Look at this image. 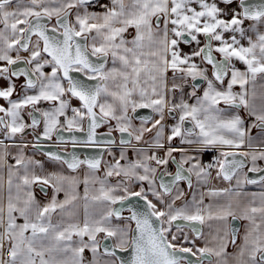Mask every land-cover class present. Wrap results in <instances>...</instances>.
<instances>
[{
    "label": "snow or ice",
    "instance_id": "snow-or-ice-1",
    "mask_svg": "<svg viewBox=\"0 0 264 264\" xmlns=\"http://www.w3.org/2000/svg\"><path fill=\"white\" fill-rule=\"evenodd\" d=\"M94 5H99L102 11H90L89 7ZM72 16L74 20H70ZM246 20L264 24V3L0 0V81L6 82V86L0 87V98L8 105H0L3 137L0 167L6 165L8 169L6 213L0 203V264H84L85 249L93 254L90 264H181V261L192 264L187 256H178V252L192 256L198 252L201 258L215 256L216 264H264V192L251 193L253 200L239 209L240 215L231 202L214 211L212 205L201 207L203 194L199 200L193 195L191 203L176 206L185 196L180 182H186L189 189L193 187L192 176L197 182L207 183L213 168L217 169V178L229 182L235 178L238 187L245 183L264 185V175L249 179L244 173L241 178L244 159H237L239 156L251 161L249 172H264L257 164L264 160V94L259 106L254 102L256 78L258 75L264 78V31L256 29L254 23L250 26L253 34L249 35L244 27ZM129 27H134L136 34L126 40L124 33ZM200 35L204 37L202 46ZM244 40L247 46L242 43ZM181 44L196 47L191 53H184ZM214 52L221 58L217 59ZM109 58L113 64L110 68ZM197 58L200 63L196 62ZM233 60L242 62L245 70L236 68ZM204 63L211 65L212 78L208 69L201 66ZM46 66L51 68L50 72L44 71ZM21 77L24 83L19 87L23 94L12 99L16 81ZM226 77L230 78L225 86ZM198 80L206 83L202 95H197L201 90ZM250 81L251 94L246 87ZM235 85H239V92L233 91ZM73 98L80 101L79 107L72 105ZM41 102H48L50 107H39ZM221 103L224 108L220 107ZM139 108L151 109L159 118L138 116L140 127H134L129 112L135 114ZM233 108H243L254 117L252 123L246 126L239 111L226 115ZM25 109H30L26 113L30 123L24 119ZM166 115L176 123L165 136ZM85 121L86 139L75 135L69 139L74 147L108 145L107 151L114 162L106 163L103 179L97 175L102 158L81 160L72 155L69 159L59 150L42 155L73 171L86 164L90 175L86 174L83 180L84 199L89 200L88 185L98 183L100 187L90 200L102 207L98 212L88 213L86 204L82 225L79 222L53 225L52 213L77 199L75 186L79 181L60 172H45L44 163L34 155H26V150L40 149L42 140H52L54 134L58 144H66L68 141L62 133L74 129L83 132ZM109 121H115V126H109L108 132L101 134L108 139H98L96 129ZM149 122L150 128L146 127ZM186 122L192 126L185 127ZM253 128L260 130L259 142L251 135ZM154 129L153 139L144 142L147 146H139L145 133ZM28 130L34 141L23 139ZM114 131L121 134L118 144L112 136ZM18 135L20 143L16 142ZM176 138L179 145L173 146ZM112 145L120 149L119 158L113 155ZM244 147L251 151L233 150ZM209 149L220 150L219 155L204 164L200 155ZM129 150L134 153V159H129ZM161 151L163 156L157 154ZM9 156L14 164L8 163ZM170 163L175 164L174 174L167 171ZM160 166L164 171L157 175ZM109 178H115V182L111 183ZM135 185L139 186L138 190H133ZM33 186L45 194L49 186L53 190L50 201L42 207ZM228 191L210 190L208 195ZM60 192L65 194L63 201L57 200ZM149 194L156 203L149 199ZM257 195L259 206H253ZM132 198H136L135 207ZM126 202L128 216L122 214ZM14 213L24 222L16 223ZM229 217L249 221L239 244V228L228 222ZM114 219L117 223H113ZM206 220L223 224L212 235V246L206 243L196 252L177 246L175 241L180 238L188 241L185 227L199 236V225ZM29 231L31 234L26 235ZM101 233L103 240L110 243L101 244L97 239ZM74 235L77 241H73ZM6 243L7 258L4 257ZM229 244L236 248L234 254L227 252ZM126 252L130 253L127 258L118 254ZM98 256L108 259L101 260Z\"/></svg>",
    "mask_w": 264,
    "mask_h": 264
},
{
    "label": "crops",
    "instance_id": "crops-1",
    "mask_svg": "<svg viewBox=\"0 0 264 264\" xmlns=\"http://www.w3.org/2000/svg\"><path fill=\"white\" fill-rule=\"evenodd\" d=\"M101 3H105L108 4L110 3V0H100ZM194 7H196L197 5H193ZM221 7H223V5H221ZM233 8L236 7V3H233L232 5ZM90 11H102V9L99 7V5H94V6H90L89 7ZM228 18V17H225ZM70 20H74V16L70 17ZM255 23V27L256 29H258L259 31H264V24H260L257 22H253L251 20H246L244 27L246 29H248V33L249 35L253 34V29L250 27L251 25H253ZM0 27H2V25H0ZM136 32H135V28L134 27H129L127 32L124 33V38L126 40H131L134 36H135ZM201 40V46L204 42V37L202 35H200L198 37ZM255 38V37H253ZM33 41L36 40V37L32 38ZM242 43L245 44V46H247V41L244 40L242 41ZM130 46V45H129ZM181 50L184 53H191L192 49L196 47L195 44L192 45H184L181 44L180 45ZM145 51H147V48L145 49ZM219 54V53H217ZM12 55L14 56L15 53H12ZM23 55H27V53H23ZM220 55V54H219ZM197 63H200L199 58L196 59ZM233 64L235 65L236 68L240 69V70H245V65L237 60H233ZM117 67H119V64L116 65ZM202 67H206L208 69V75L210 78H212V72H211V65H207L206 63L201 64ZM107 67H113V64L111 62V58H109ZM45 72H50L51 68L50 67H45L44 69ZM169 76H171V73L169 72ZM230 77H226L225 78V86L227 84V80ZM17 83V89L16 92L13 94L12 99H17L18 95H22V90L19 87L20 84L24 83V78L21 77L18 81H16ZM6 86V82L0 81V87H4ZM206 87V83H202L201 84V90L197 92V95H202V91L203 88ZM248 89V92L251 94V92L253 91V84L250 81L249 84L246 86ZM188 91H190V89H187ZM241 89L239 87V85H235L233 87V91L235 92H239ZM255 92H256V96L254 98V102L257 106H259V104L261 103V95L264 94V78H261V76H257L256 81H255ZM31 94V93H29ZM193 100H189V103H193ZM0 105H3L5 107H7V102L3 99L0 98ZM72 105L74 107H79L80 106V101L78 99L73 98L72 100ZM39 107L41 108H49L50 104L48 102H41L39 104ZM221 108H224L225 106L223 105V103L220 104ZM30 109H25L24 110V119L25 121L29 122L28 117L26 115L27 111H29ZM236 111H239V114L245 119V125H249L252 123V121L254 120V117H250L248 115V113L243 109H231L229 112L226 113V115H231L232 113H235ZM69 115H71V112H69ZM130 116H133V113L129 112ZM152 116L154 117V119H158L159 117L156 116L154 113H152ZM61 120H63V118H61ZM133 126L134 127H140V121L138 118L133 116V120H132ZM176 120L172 119L171 117H168L166 115L165 120L163 121V124L165 125L164 128V133L165 136L170 134V127L171 125L175 124ZM84 126V125H83ZM109 126L114 127L115 126V121H109V123L106 125V127ZM42 127V125H41ZM146 127H151V122H149ZM116 136L117 135V131H114ZM260 130L257 128H253L251 131V135L253 137L257 138V142H259V134ZM155 136V129L152 132H147L144 135V140L140 143L139 146H147L144 142L145 141H151L153 139V137ZM3 137L0 136V139H2ZM23 139L27 140V141H34L33 137L31 136L30 133L25 132ZM16 142L20 143L21 142V137L18 135L16 138ZM117 142V141H116ZM6 143H11L10 141H6ZM119 142H117L118 144ZM133 143H136L133 140ZM173 146L179 145V138H176L173 140ZM108 145L105 147V149L102 152V162H101V167L100 170L97 172V175L101 177V179L104 178V171H105V166L106 163H113V156L109 155L108 151H107ZM112 153L113 155H115L116 158H119V151L120 149L116 146V145H112ZM215 150L216 153H219L220 150L218 149H209L207 151H205L202 155H200V159L202 161V158L204 156L207 155V153L211 152ZM239 150H243V151H251L250 149L244 147L241 148ZM43 151H41L40 149H35L33 150L31 147H29L26 150V155L32 156L34 155L36 159H40L43 163H44V171L45 172H60L63 173L64 175H68V176H74L77 178V180L79 181V183L75 186V191L77 194V199L74 200L71 204L66 205L65 208L63 210L61 209H57L54 213H52L51 216V223L53 225H61L63 224L64 226H66L68 223H77L79 222L81 225L83 224L84 218H85V214H86V209H85V205L87 204V211L88 213H94V212H98L101 210L100 205L92 202L90 200V197L93 194H96V191L99 189L100 185L97 184H89L88 188H89V200L86 201L84 199V192H85V185L83 183L84 177L85 175H90V170L87 167L86 164H82L79 166V168H77L76 170H70L67 168L66 165H62L59 164L55 161H51L48 160L44 155H42ZM149 155H151V151L148 153ZM158 154V153H157ZM16 155V150L13 149L12 150V156ZM129 159H134L135 155L134 153L129 150L127 153ZM164 155V153H163ZM162 155V156H163ZM177 155V159L179 158L178 154ZM12 156L8 157V163L9 164H14L15 161L14 159H12ZM121 163H124V161H121ZM257 164L259 167L264 168V160H259L257 161ZM155 166V165H153ZM251 161L249 159H247V162L245 164V167L240 171V176L241 178H243V174L246 173L248 169L251 167ZM163 166H160V169ZM171 164L168 165L167 170H170ZM159 169V171H160ZM37 171L39 172V169H37ZM158 171V173H159ZM216 170L211 171V176L209 177L207 183H203V182H197L196 177L192 176V181H193V187L191 189L188 188L187 183L186 182H180L179 187L182 188L185 192V196L182 198V200H179L176 202V206L179 207L182 204L188 202L191 203L193 195H195L196 199L199 200L201 197V194H203V205L201 207H205L207 205H212V210L214 211L218 206H222V205H227L229 202H231L233 204V208L234 210H236L237 215H240V208H243L244 206L248 205L252 200L253 197L250 195L251 193H257L259 194L260 192H264V185L262 184H243L242 186H237L236 185V180L235 178L229 182V181H225L222 178H217L216 176ZM157 173V175H158ZM0 177H2L3 179V188L2 190H0V203L3 204L4 208H5V213L7 210V196H8V188H7V178H8V169L7 166H2L0 167ZM111 183L115 182V178H109ZM139 186L135 185L133 186V190H138ZM222 189H228V192H220L219 195L217 196H211L208 195L210 190H222ZM32 191L35 194V198L36 200L39 202V204L41 205V207L43 205H45L46 203H48L53 195V190L52 188L49 186L47 189V194H45L44 192H41L40 189L36 186H33ZM239 192L241 195L237 196L236 193ZM16 195V190L15 188H13V196ZM23 195V194H22ZM65 199V194L64 192H60L57 194V200L58 201H63ZM149 199H152L154 203H156L155 199L151 196V194H149ZM260 200H259V195H257V197L255 198V203L253 204V206H259ZM237 205H239V208H237ZM159 206V205H158ZM207 210V209H206ZM14 215L17 216V220L16 223L21 224L23 223V218L19 217L18 213H14ZM123 215H125V211H123ZM230 218L229 217V223H230ZM241 221V226H240V230H239V237L237 239V244L241 243L242 241V237L244 235L245 232V228L248 225L249 221L245 220V219H240ZM5 221H7V216L5 214ZM113 223H117V221L114 219ZM120 223H123L122 221H120ZM134 225V223H133ZM220 227H223V224L219 221L216 220H211L208 221L206 220L205 223L202 225V230H201V235L199 236H195V243H198L199 248L200 247H204L205 244L207 243L208 246H212V244L210 243L211 241V237L213 234H215V230ZM185 233H187L188 236H192L191 235V231L188 228H184L183 229ZM30 231L28 233H26V235H30ZM103 236L104 234H98L97 239L100 240L102 242L103 240ZM85 240H87V237L84 238ZM78 238L74 235L73 236V241H77ZM73 246H75V244H73ZM103 250L100 248V253H102ZM227 252L229 254H234L236 252V248L234 246H232L231 244H229L228 248H227ZM8 256V252L7 249H5L4 252V257L7 258ZM83 257H84V264H90V262L93 259V254L91 253V251L89 249H85L83 252ZM98 259H108L107 257H102V256H98ZM217 261V257L212 256L204 261H202L200 264H216ZM181 264H183V262L181 261Z\"/></svg>",
    "mask_w": 264,
    "mask_h": 264
},
{
    "label": "water",
    "instance_id": "water-1",
    "mask_svg": "<svg viewBox=\"0 0 264 264\" xmlns=\"http://www.w3.org/2000/svg\"><path fill=\"white\" fill-rule=\"evenodd\" d=\"M248 2L251 4H260V3H264V0H248ZM54 23H55V20L53 19L52 24H54ZM49 27H51V24H49ZM33 37H35V36H33ZM213 55H215L217 59L221 58V56L215 52L213 53ZM211 72H212V67H211ZM73 75L78 76L79 74L73 73ZM197 82L201 83V84L203 83L199 80ZM88 83L89 84H95V83H97V81H88ZM147 115H152L151 109L139 108V109H137L136 113L133 114L134 117L147 116ZM102 126H103V124L96 129L97 138L101 139V140H106V139H108V137L102 136L101 134L107 133L109 129L108 128H102ZM191 126H192L191 123L186 122L185 127H191ZM83 127H84L83 132L77 131L75 129L71 133L63 132L62 134L64 135L65 139L68 141L66 144H58L55 134L53 135L52 140H42L40 150L43 152H47V151L55 152V151L59 150L62 154H64L69 159L72 155H75L76 157H78L81 160H84L86 158H93V157L101 158L102 152L105 149V147L107 146L106 144L101 143V144L95 145V146L76 145L75 147L72 145V143L69 139V137L71 135H75L76 137H78L80 139H86L87 128H88L87 121H85ZM26 132L31 133V130H28ZM116 133L118 136H116L115 132L112 133V136L115 138V140L117 142H119L121 134L118 131ZM32 137H33V135H32ZM33 140H34V137H33ZM238 152H240V151H238ZM237 159H244V162H245V158L237 156ZM173 165L175 166V164H173ZM161 171H164L163 167H161L159 172H161ZM174 172H175V169L171 173L174 174ZM158 175H159V173H158ZM261 175H264V172H261V173H253V172H249V171L247 172V176L249 179H258L259 176H261ZM169 179H170V177H165V180H169ZM135 201H136V198H132L133 207L136 206ZM114 207H119V205H116ZM123 211H125V215H127V216L129 215L128 208H127V202L124 206ZM231 223H232L231 225L239 228V224H240L239 220H232ZM133 227H134V225H133ZM199 228L201 231V225H199ZM104 243H110V242L102 240L101 244L103 245ZM101 249L103 250V247H101ZM118 254L125 257V258H127L130 255V253H127V252L126 253H118ZM177 255L178 256H187V258L192 261V264H198V263L202 262L203 260L208 259V258H201L200 255L199 256L198 255L192 256L190 253H179L178 252Z\"/></svg>",
    "mask_w": 264,
    "mask_h": 264
},
{
    "label": "flooded vegetation",
    "instance_id": "flooded-vegetation-1",
    "mask_svg": "<svg viewBox=\"0 0 264 264\" xmlns=\"http://www.w3.org/2000/svg\"><path fill=\"white\" fill-rule=\"evenodd\" d=\"M106 125L107 124H103V126H102V128H108V127H106ZM28 133H30V132H28ZM31 134V133H30ZM31 136H32V134H31ZM234 151H243V150H239V149H233ZM219 155V153H216V151L215 150H213V151H211V152H209V153H207V155L206 156H204L203 158H202V160H209L212 156L214 157V156H218ZM246 162H247V158H245V162H244V164H246ZM171 164V163H170ZM174 169H175V166L173 165V164H171V167H170V170H167L168 172H172V171H174ZM213 170H217L216 168H213V169H211V171H213ZM248 172V171H247ZM239 220V222L241 221L240 219H238ZM232 222V219L230 218V224H232L231 223ZM236 222V221H235ZM240 226H241V222H240V224H239V230H240ZM186 228H188V227H186ZM189 229V228H188ZM190 231H191V229H189ZM201 230H202V225H201ZM201 232V231H200ZM191 235L192 236H188V241L186 242V241H184L183 240V238H180V239H178L177 241H175V243L177 244V246L178 247H187V248H192V250H193V252H196V249L197 248H199V246H198V243H195V238L197 237V235H195L194 234V232H192L191 231ZM196 236V237H195ZM170 239H171V237H169ZM192 242H194V243H192ZM197 255L199 256L200 254L197 252ZM206 260V259H205ZM204 261V260H203ZM183 262V264H185V262L184 261H182ZM201 263V262H200ZM200 263H198V264H200Z\"/></svg>",
    "mask_w": 264,
    "mask_h": 264
},
{
    "label": "built area",
    "instance_id": "built-area-1",
    "mask_svg": "<svg viewBox=\"0 0 264 264\" xmlns=\"http://www.w3.org/2000/svg\"><path fill=\"white\" fill-rule=\"evenodd\" d=\"M162 154H163L162 151L161 152H158V155L162 156ZM212 160H213V156L209 160H207V161L206 160H202V163H204V164L211 163ZM5 249H7V243L5 245Z\"/></svg>",
    "mask_w": 264,
    "mask_h": 264
},
{
    "label": "rangeland",
    "instance_id": "rangeland-1",
    "mask_svg": "<svg viewBox=\"0 0 264 264\" xmlns=\"http://www.w3.org/2000/svg\"><path fill=\"white\" fill-rule=\"evenodd\" d=\"M210 171H211V170H210ZM216 171H217V170H216ZM216 171H215V172H216Z\"/></svg>",
    "mask_w": 264,
    "mask_h": 264
}]
</instances>
